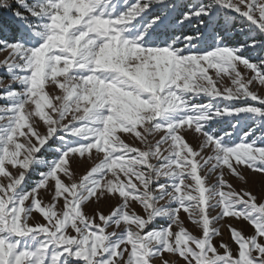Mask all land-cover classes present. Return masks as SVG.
<instances>
[{"label": "snow or ice", "instance_id": "1", "mask_svg": "<svg viewBox=\"0 0 264 264\" xmlns=\"http://www.w3.org/2000/svg\"><path fill=\"white\" fill-rule=\"evenodd\" d=\"M0 51V264H264V0H0Z\"/></svg>", "mask_w": 264, "mask_h": 264}, {"label": "rangeland", "instance_id": "2", "mask_svg": "<svg viewBox=\"0 0 264 264\" xmlns=\"http://www.w3.org/2000/svg\"><path fill=\"white\" fill-rule=\"evenodd\" d=\"M178 2L179 3H187V2H190V0H178ZM212 35H213L212 33H209L207 31V33H206L207 44L205 45L206 47L212 45ZM247 55L252 57L253 61H255V58L257 57L258 52H250ZM6 56H7L6 52L0 51V61H3L6 58ZM241 71L243 72L244 70L241 68ZM0 77H3V84H0V91H2L3 88L8 84V75H7L6 71H4L3 69H0ZM223 83L225 85H227L229 82L227 81V79H225L223 81ZM252 90L257 91V93L259 95L264 97V88L253 87ZM250 103H255V102H250ZM188 142L194 148L197 146V143H198L197 141H194L191 136L188 137ZM129 143H131V141H129ZM91 166H92L91 163L88 161L83 162L79 166L74 163L73 164V171H74V173H76V176L79 177L80 175H83ZM244 175L247 178V181H248L247 184H243V183L239 182L237 180V178H235V177L229 176V177H227V179H228L229 183H231L237 191H239L243 188V189H246V190L252 192V194L256 195L258 198L264 196V176L251 173L250 170H245ZM38 179H39L38 175L34 174L29 179V186H31ZM208 183L209 184L213 183V180L210 179L208 181ZM40 195L42 196L44 202H46V203L51 202V197L46 195L44 193V190H41ZM115 204H116V201H104V202H101L99 205L90 206L89 208L85 209V211L87 212V214L92 215L94 213V211L98 209L104 215H108V214H110V212H111L112 208L115 206ZM132 207L135 208L137 210V212H140V209L137 205L133 204ZM212 214L215 215V213H212ZM33 215H34L35 219L33 221H30V222H32V223L38 222L41 224L44 223L43 219L41 217H39L38 214L34 213ZM181 219L184 220L185 227L191 233H193L194 235H197V236L200 235L198 229H196V227L194 225H192L187 220V218L183 212L181 213ZM229 222L232 223L233 226H235L237 228H243V232L245 235H250L253 231L251 229V227L247 226L246 224H236L235 221H229ZM109 231H111V229H109ZM221 231L223 232L224 241L229 243L230 246L232 247L233 252H235L236 246L234 244H232V242L230 240V233H228V231L224 228H221ZM163 258L167 259L169 261L172 260V257L169 254H163ZM153 264H162V261L158 258V259H155L153 261Z\"/></svg>", "mask_w": 264, "mask_h": 264}, {"label": "trees", "instance_id": "3", "mask_svg": "<svg viewBox=\"0 0 264 264\" xmlns=\"http://www.w3.org/2000/svg\"><path fill=\"white\" fill-rule=\"evenodd\" d=\"M5 23H7V21H5ZM209 33H212L211 29L208 30ZM213 34V33H212Z\"/></svg>", "mask_w": 264, "mask_h": 264}]
</instances>
